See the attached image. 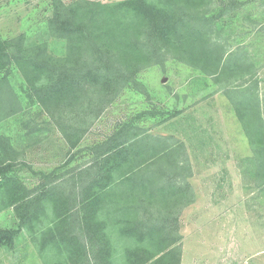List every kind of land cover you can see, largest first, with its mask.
Masks as SVG:
<instances>
[{"label":"rangeland","instance_id":"obj_1","mask_svg":"<svg viewBox=\"0 0 264 264\" xmlns=\"http://www.w3.org/2000/svg\"><path fill=\"white\" fill-rule=\"evenodd\" d=\"M73 1L80 0H62ZM52 3L0 0V39L23 36L26 47L46 44L49 55L64 57L65 40L47 27ZM208 12L216 29L211 37L225 52L220 74L165 55L97 119L46 108L29 95L24 72L14 67L4 95L11 112L0 114V164H14L9 182L0 187V230H21L11 247L0 248V264H86L89 243L77 208L62 232L72 238L69 243L60 235L45 240L55 217L50 201L37 216L31 210L22 225L19 216L45 187H57L77 204L86 195V167L97 147L127 124L163 143L148 156L166 150L167 156L151 163L150 179L179 191L168 199L169 207L153 203L140 217H165L167 231L179 238L174 246L180 248V264H264V0H212ZM112 205L99 212L100 219ZM115 217L104 220L120 263L124 247L138 242L118 234Z\"/></svg>","mask_w":264,"mask_h":264},{"label":"trees","instance_id":"obj_2","mask_svg":"<svg viewBox=\"0 0 264 264\" xmlns=\"http://www.w3.org/2000/svg\"><path fill=\"white\" fill-rule=\"evenodd\" d=\"M211 4L212 0H123L108 4L53 0L47 27L52 36L65 40L66 54L54 58L47 53L46 44L26 47L23 36L0 39V73H4L0 77V114L9 111L4 97L6 79L15 66L25 74L29 95L34 93L55 112L86 114V121L97 119L126 89L138 87L139 74L162 63L165 55L171 54L208 75L220 74L225 52L211 37L216 30L208 14ZM78 118L82 120V116ZM155 141L127 124L97 147L93 162L86 167V264L181 263L180 248L174 246L179 238L167 231L165 217L155 221L153 216L140 217V211L144 217L149 214L147 207L153 203L169 207L168 199L179 191L164 182L158 186L151 182V163L167 154L159 149L157 156H148L150 148L157 152L159 143L163 145ZM260 156L264 158V153ZM13 166L0 164V187L9 182L7 174ZM34 204L35 200L28 202L29 206ZM111 204V213L100 219L99 212ZM109 214H116L113 224L120 236L138 242L124 247L120 263L114 261L118 251L106 233L104 219L109 220ZM20 221L23 223V218ZM18 232L19 228L1 229L0 248L11 247Z\"/></svg>","mask_w":264,"mask_h":264},{"label":"crops","instance_id":"obj_3","mask_svg":"<svg viewBox=\"0 0 264 264\" xmlns=\"http://www.w3.org/2000/svg\"><path fill=\"white\" fill-rule=\"evenodd\" d=\"M56 190H57V187H45L44 190L37 191V194H35V195H36V197L37 196L38 197L37 198L35 197L36 198L35 204L33 206L28 205L25 208L26 212L21 214L19 216V219L21 220V218H23V217L26 218L27 215L30 214L31 210H32L33 215H35V216L39 215V213H41L43 211V206L46 205V202L50 201L51 207L53 209V215L55 217H54V222H52L51 229L48 230L49 233L46 234L45 240H49V239L52 240V238L54 239V237H57V235H60V241L61 242L69 243V242H71L72 238L70 237V241H69L68 235H66V234L62 235V232L67 230V229H65V226H67L68 221H69L68 219L71 217L70 214L73 210H75L77 208L75 211H78V213H82L80 226L84 230L85 239H86V195H83L79 199L77 204L74 201H72L73 203L70 204L69 198L64 196L63 193H60V195H59V192H57ZM20 220H19V222L22 225L23 223ZM20 230H21V227H19V232H20ZM55 231H56V233H55ZM53 232H54V234H53Z\"/></svg>","mask_w":264,"mask_h":264}]
</instances>
